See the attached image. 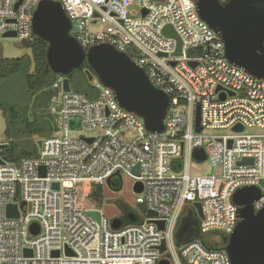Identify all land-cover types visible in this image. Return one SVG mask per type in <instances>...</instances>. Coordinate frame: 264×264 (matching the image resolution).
Returning <instances> with one entry per match:
<instances>
[{
    "label": "built area",
    "instance_id": "obj_1",
    "mask_svg": "<svg viewBox=\"0 0 264 264\" xmlns=\"http://www.w3.org/2000/svg\"><path fill=\"white\" fill-rule=\"evenodd\" d=\"M40 1L0 0V36L14 32L31 41ZM52 1L61 5L70 36L85 51L109 44L125 53L169 105L163 131L149 132L97 78L89 81L96 93L89 99L63 92L64 77L57 76L52 88L59 87L58 97L49 107L55 132L41 140L35 157L0 164V264H231L224 246L239 221L234 193L256 186L260 196L253 209L264 208V133L255 131H264V78L226 60L220 37L199 18L195 0ZM92 24L102 29L91 30ZM166 26L180 40L178 55L176 40L162 33ZM70 121L80 128L71 129ZM81 130L96 134L69 135ZM198 149L205 153L202 162L193 158ZM203 162L210 172L191 175ZM121 175L141 185L134 191L146 215L129 209L136 222L113 229L100 212L99 222L89 216L96 209L78 206L76 190L80 183L110 184ZM196 203L198 236L186 232L176 243L186 222L183 208ZM8 205L16 206L17 218L7 217ZM212 234L225 236V244L215 247L219 237Z\"/></svg>",
    "mask_w": 264,
    "mask_h": 264
},
{
    "label": "water",
    "instance_id": "obj_2",
    "mask_svg": "<svg viewBox=\"0 0 264 264\" xmlns=\"http://www.w3.org/2000/svg\"><path fill=\"white\" fill-rule=\"evenodd\" d=\"M195 7L199 18L220 37L226 60L253 77L263 79L264 0H225L224 3H220L219 0H195ZM70 28L71 22L58 2L52 0L39 2L31 19L32 34L47 44L46 62L53 74L64 77L62 91H71L67 77L86 63L89 70L85 71V75L89 81L95 77L105 87L110 88L118 104L124 110L140 117L147 131L162 132L163 120L169 105L167 95L156 89L144 70L125 53L109 44L94 45L85 51L76 39L70 36ZM162 33L176 40L175 55L180 54V40L171 26H166ZM15 36L14 32L2 35L12 38ZM54 125L57 126V123ZM69 125L71 129L80 128L79 121H70ZM195 129L196 132L200 131L198 106ZM234 130L241 131L242 128L235 127ZM5 146L6 144H1L0 151ZM37 146H41V140L37 141ZM193 158L199 162L204 161L206 157L203 149L196 150ZM3 162L0 157V164ZM244 162L247 161L241 163ZM132 172L137 175L138 166ZM53 187L58 189L57 184H53ZM134 190L139 193L141 185L137 184ZM259 196L260 189L256 186L243 187L233 195L232 201L239 208V221L224 246L231 264H264V208L255 212L252 206L253 201ZM194 207L200 218V204L196 203ZM88 214L97 222L100 221L99 211L89 210ZM6 215L17 218L16 206L8 205ZM147 215L155 216L151 211H148ZM126 219L130 223L137 220L132 213H128ZM121 224L120 218L111 221L113 229H118ZM30 232L36 234L37 227L32 225ZM185 233L186 227L182 225L176 237L181 239ZM159 251L160 253L164 251L163 245Z\"/></svg>",
    "mask_w": 264,
    "mask_h": 264
},
{
    "label": "trees",
    "instance_id": "obj_3",
    "mask_svg": "<svg viewBox=\"0 0 264 264\" xmlns=\"http://www.w3.org/2000/svg\"><path fill=\"white\" fill-rule=\"evenodd\" d=\"M22 44L30 50V55L14 59L0 58V112L5 119L4 137L8 140L0 151V157L8 163H18L22 159L35 157L38 154V147L33 138L42 140L54 132L53 117L51 115L38 117L34 111L35 107L33 108L37 105L38 94L51 89L57 77L46 62L47 44L35 36L31 41H22ZM86 70H89V67L84 63L81 69L74 71L67 78L70 84L76 85L75 92L92 99L96 93L91 95L83 90L75 79L76 73L86 78ZM86 86L90 87L89 83H86ZM100 186L96 185L97 188L93 189L92 198L100 197ZM109 186L118 189V181L110 182ZM185 220L197 222L199 226V219L187 216ZM122 223L127 224L129 221L124 218ZM194 234L198 236V230ZM223 237L222 245L226 242V237ZM222 245L216 244L215 247L219 248Z\"/></svg>",
    "mask_w": 264,
    "mask_h": 264
},
{
    "label": "rangeland",
    "instance_id": "obj_4",
    "mask_svg": "<svg viewBox=\"0 0 264 264\" xmlns=\"http://www.w3.org/2000/svg\"><path fill=\"white\" fill-rule=\"evenodd\" d=\"M91 30H101L99 24H92L89 27ZM30 55V50L23 46L22 41L17 38L12 37H2L0 36V58L6 59H14L20 58L23 56ZM75 79L80 83V86L83 90L89 92L91 95L95 94V90L91 87L86 86V83H89V80L83 77L82 74L76 73ZM77 84V83H76ZM76 85L74 83L70 84L71 91L76 90ZM55 92L52 89H47L38 94V100L36 102L37 105L34 111L36 116H48L50 115L47 112V106L49 102L52 101L53 95ZM51 95V96H50ZM53 129H55V125L52 122ZM257 132H263V130L256 129ZM5 132V119L2 113L0 112V145L6 144L8 140L4 137ZM55 132V130H54ZM96 132L93 131H71L69 135L71 137H91L94 136ZM42 138V137H40ZM34 141L41 140L37 138H33ZM38 147V146H37ZM39 149V147H38ZM196 164V167L191 169V175H206L210 172V164L207 162H203L200 164ZM118 181V189L111 188L106 182L100 186V197L92 198L91 192L93 189H96V185L89 183H80L76 190V201L78 206L83 209H96L101 215L112 221L115 218H118L122 215L123 210L131 209L139 218H144L146 215L145 208L136 202V193L133 189L134 181L125 175H121V179L117 178ZM187 214V216H191L193 219L198 220V215L195 207L192 204L185 205L182 211V215ZM215 237H219L216 239L218 244L222 245V241H224V237L219 234H212ZM176 243L178 242V238L174 237ZM207 239H211L210 236H207Z\"/></svg>",
    "mask_w": 264,
    "mask_h": 264
},
{
    "label": "flooded vegetation",
    "instance_id": "obj_5",
    "mask_svg": "<svg viewBox=\"0 0 264 264\" xmlns=\"http://www.w3.org/2000/svg\"><path fill=\"white\" fill-rule=\"evenodd\" d=\"M129 213L128 210H123L122 211V215L118 218H120L121 220H124V218H126L127 214ZM186 227V232L187 233H194L198 230V223L197 222H194V221H186L184 222V225ZM181 227V225H180ZM179 227V228H180Z\"/></svg>",
    "mask_w": 264,
    "mask_h": 264
},
{
    "label": "bare ground",
    "instance_id": "obj_6",
    "mask_svg": "<svg viewBox=\"0 0 264 264\" xmlns=\"http://www.w3.org/2000/svg\"><path fill=\"white\" fill-rule=\"evenodd\" d=\"M51 89L55 92L54 97L52 98V101H54L58 97L59 87L57 86V87H54V88H51Z\"/></svg>",
    "mask_w": 264,
    "mask_h": 264
},
{
    "label": "crops",
    "instance_id": "obj_7",
    "mask_svg": "<svg viewBox=\"0 0 264 264\" xmlns=\"http://www.w3.org/2000/svg\"><path fill=\"white\" fill-rule=\"evenodd\" d=\"M57 99V98H56ZM54 101H56V100H54ZM54 101H50L49 102V105L47 106V112L49 113V107H50V105L54 102Z\"/></svg>",
    "mask_w": 264,
    "mask_h": 264
}]
</instances>
